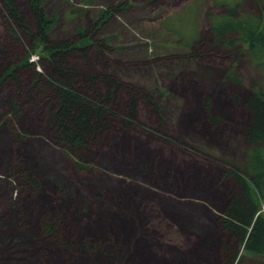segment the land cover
<instances>
[{
	"label": "rangeland",
	"instance_id": "obj_1",
	"mask_svg": "<svg viewBox=\"0 0 264 264\" xmlns=\"http://www.w3.org/2000/svg\"><path fill=\"white\" fill-rule=\"evenodd\" d=\"M15 1L27 15L26 0ZM41 1L53 22L49 41L75 44L79 32L91 41L67 54L63 68L73 73L74 90L93 102L94 88L102 100L116 92L106 88L107 75L142 95L134 97L137 121L126 119L130 99L124 89L103 106L109 115L96 138L86 140L81 158L90 169L80 172L76 154L54 137V91L37 92L47 78L33 89L30 73L20 70L19 94L10 82L0 84V264H136L175 251L182 264H199L203 252L208 262L222 264V247L238 248L219 225L235 192L222 172L244 162L243 105L250 82L261 80L243 46L215 41L211 19L223 17L225 9L215 0ZM234 2H241L238 14L259 13L254 0ZM105 10L110 12L101 21ZM0 51H11L12 58L20 51L1 16ZM39 69L46 76L48 61ZM229 73L242 88L227 79ZM12 103L19 114H11ZM8 118L16 140L5 126ZM22 170L37 187L26 180L20 186ZM48 222L54 226L50 235L44 231ZM237 261L264 264L243 255Z\"/></svg>",
	"mask_w": 264,
	"mask_h": 264
},
{
	"label": "trees",
	"instance_id": "obj_2",
	"mask_svg": "<svg viewBox=\"0 0 264 264\" xmlns=\"http://www.w3.org/2000/svg\"><path fill=\"white\" fill-rule=\"evenodd\" d=\"M0 1L3 6V13L0 11V16L3 18L6 36H9L15 47H20L19 53L13 58L10 57L12 55L11 51L6 53L0 51V84L4 81L10 82L13 85L12 89L19 94L21 93V82L18 78L20 70L30 73L33 80V89H37L40 84H44L43 77L47 78L44 88L37 92L45 95L48 89L54 91V95L51 97L56 103V107L52 109V116L54 115L53 126L55 128V135L54 133L53 135L61 146L72 150L76 154L78 160L75 162V168L77 171L86 172L90 167L83 162L81 158L83 152L81 151L84 150L86 140L89 137L96 138L98 131L101 130L99 128L100 124L104 121V117L109 115L103 106L113 101L118 91L124 89L129 94L130 99L129 114L126 119L137 121L136 116H133L134 97L141 96L142 93L126 88L118 80L106 75L103 78L106 88L111 89L114 87L116 92L108 91L101 100V98L97 99V90L92 88L94 97L91 100L95 103L90 102L86 98L87 96L72 88L70 79L73 73L71 70L63 68L64 65H68L67 54L69 51L78 50L80 41L82 45L85 44L82 48H86L91 44L86 33L79 32L80 41L78 43L71 44L66 41L53 44L49 41L47 35V31L49 28L51 29L53 22L46 17L41 0H26L27 15L15 0ZM254 1L259 6L257 15L238 14L237 9L241 2L215 0L214 6L218 5L224 8L225 14L223 17L211 19L215 41L229 46L240 44L245 49V52H243L245 56L248 59L251 58L253 66L261 71V80L250 82L249 96L243 105L247 114V122L242 126L243 137L246 142V148L243 150L244 162L242 165L234 164L233 168H228L230 170H223L222 172V175L235 185V192L231 195L226 208L221 212L219 225L238 244L236 251L226 247V245L222 247L223 259L220 260L222 264H237L239 255L264 261V0ZM118 8L121 9V6H118ZM106 12L110 11L100 12L98 19L104 21L102 16L106 17ZM21 38L26 39L27 53L24 52ZM35 52L41 55L35 56ZM240 54L242 53L240 52ZM44 60H47L49 64V72L46 76H43L39 69V64ZM14 61L17 62L14 63ZM83 61L88 63V59H83ZM233 78L229 73L227 79L234 81L238 87L242 88V84L237 83ZM92 81H94L93 78ZM238 100L239 96L236 95L235 101L237 103ZM205 105V108H209L210 102L206 100ZM11 114H19L16 104L12 103ZM210 121L215 124L216 120L210 119ZM124 123L130 126L129 123ZM5 126L15 140L19 138L10 118L5 121ZM125 129H128V127H125ZM108 130L109 127H106L105 131ZM185 146L187 149L191 148L196 151V148L187 142ZM213 164L217 167L218 162ZM150 173L152 174L151 171ZM17 176L18 180L21 181L20 186H24L25 182L26 184H33L35 187L38 185L37 180L33 179L32 176H28L24 170L20 171ZM152 176L155 177L153 174ZM24 180L26 181L24 182ZM161 215L157 216V219ZM9 221L10 218L7 219V222ZM53 228L52 222L44 225V231L48 235L54 231ZM137 236H139V232H137ZM2 241L5 243L3 237ZM25 242L27 243V241ZM175 253L176 251L173 254L172 252L162 254L161 257L154 254V257L146 263H140L136 259L135 262L136 264H157L160 260L165 264H171L172 259H174L172 264H182L183 259L175 258ZM196 259L199 264H213L208 262L207 254H204V252ZM42 262L49 263V260L42 258ZM127 263L122 262V264ZM1 264H4L2 260Z\"/></svg>",
	"mask_w": 264,
	"mask_h": 264
}]
</instances>
